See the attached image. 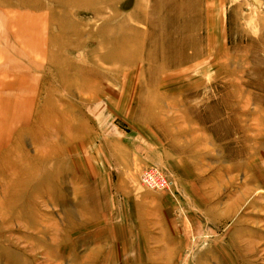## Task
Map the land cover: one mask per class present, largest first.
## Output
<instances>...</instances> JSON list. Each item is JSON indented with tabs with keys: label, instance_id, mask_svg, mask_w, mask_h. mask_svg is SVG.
<instances>
[{
	"label": "rangeland",
	"instance_id": "374dc122",
	"mask_svg": "<svg viewBox=\"0 0 264 264\" xmlns=\"http://www.w3.org/2000/svg\"><path fill=\"white\" fill-rule=\"evenodd\" d=\"M0 264H264V0H0Z\"/></svg>",
	"mask_w": 264,
	"mask_h": 264
},
{
	"label": "built area",
	"instance_id": "2783aa9c",
	"mask_svg": "<svg viewBox=\"0 0 264 264\" xmlns=\"http://www.w3.org/2000/svg\"><path fill=\"white\" fill-rule=\"evenodd\" d=\"M151 169L152 168H149L142 173V184L146 185L147 187L153 190L169 191V189L172 187V182L168 179L162 178L160 174H158L155 170Z\"/></svg>",
	"mask_w": 264,
	"mask_h": 264
}]
</instances>
